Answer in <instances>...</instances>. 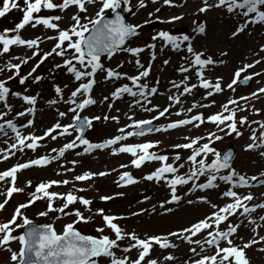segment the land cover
I'll use <instances>...</instances> for the list:
<instances>
[{
  "label": "snow or ice",
  "instance_id": "snow-or-ice-1",
  "mask_svg": "<svg viewBox=\"0 0 264 264\" xmlns=\"http://www.w3.org/2000/svg\"><path fill=\"white\" fill-rule=\"evenodd\" d=\"M151 2L156 3L157 0H151ZM122 4L124 11L132 12L130 0H59V2L57 0H22V6L18 0H0V18L14 9L22 13L14 27L0 30V56H8V59L0 64V73H8L6 78L0 79V102L4 109L0 110V119L3 120L0 123V136L7 137V130L14 133V137H11L14 142L8 143L7 139L4 140L8 146L0 149V161L8 160L15 155L16 151L23 152L28 149L35 152L43 146L42 142L46 138L56 141L58 138L71 137L58 148L51 149L54 155H40L0 171V182L7 185L4 190H0V197H3L0 202V211L6 207L13 194L24 192V188L16 187L18 172L30 167H47L52 162L64 158L65 154L71 150H77L75 152L77 157L91 154L94 150H108L110 155H129L130 164H120V169H126L129 166L140 169L146 163L156 162L158 166L141 179L162 182L168 189V198L159 204L164 213H171L173 209L168 205L177 204L182 199L189 205L194 202L207 205L211 211L178 230L169 231L166 234L145 233L141 237L135 231H129L121 226L119 221L139 216L147 210L141 208L139 211L130 212L128 216L110 214L104 208H97L93 212L91 207L93 201L78 195L88 189L77 188L75 183L89 181L95 177H105L110 173L85 170L73 175L71 179H52L36 184L34 190L28 193L27 201L15 207L11 218L0 222V247H6L14 264H100L102 259L106 260L107 264H169V262L175 264L176 257L171 253L164 255L162 259L151 258L155 246L161 250L176 249L178 245L172 239L174 238L189 245L191 257L184 260L182 264H251L246 250L258 244H264V235H260L257 231L258 228L264 227V215H258L259 222L253 216L257 210L264 211V202L252 203L256 199L252 192L242 194L239 190L250 189L257 185L264 186V170L258 175L242 174L233 166V150L221 151L214 145L225 136L241 137L243 133L239 130L240 127L247 126L250 131L248 137L250 142L244 145V151L256 152L261 159H264V121H249L247 116L237 118L238 113L247 111L240 101L247 102L264 96V87H259L248 96H240L238 99L230 96L226 102L219 105L218 111L210 114L206 115L204 111L196 110L215 107L216 101L210 99L214 95L222 94L225 90L235 93L237 86L246 85L253 77L264 75V72L248 74V70L264 62V58L255 59L251 63H243L237 67L232 73L230 82L226 84L222 76L212 80L205 74L206 70L210 66L224 64L225 61L215 59L203 50H196L192 36L186 33L175 35L166 30H160L151 37L152 43L143 47L128 46L129 38L138 35L141 25L126 22L125 17L118 11ZM163 4L182 6L174 4L173 0H163ZM89 5L96 7L94 14L89 13ZM146 6V0H138V8ZM70 9L75 11L68 17V24L61 27V21L65 19L63 13ZM56 10H59L61 14H41L44 11ZM212 10H220L237 21L234 30L230 33L231 38H236L245 32L249 25L264 26V0H211V2L201 0V6L197 8L194 15H203ZM155 11L158 13L160 9L157 8ZM132 14L135 13L132 12ZM148 15L151 17L152 13ZM181 19L183 16H172L169 20L161 22L172 23ZM192 23L194 35H206V21L193 20ZM28 26L32 29L42 27L55 34L24 38L20 33ZM45 40L55 41L50 50L40 48V44ZM157 41L160 42L161 51L165 47H171L174 51L183 50L186 53L180 58L183 63L176 69L182 78L178 81H169L170 88L167 90L169 103L164 107L153 104L151 99L156 95H164L159 92V78L152 85L148 83L153 63L157 58L155 52ZM13 47H23L30 51L31 55L13 56L11 55ZM146 49L149 50V59L145 65L140 60V54ZM260 51L264 52V45L260 46ZM117 53H127L133 58L128 63L133 65L135 74L119 70L123 67V61L114 68L104 64L105 58L110 61ZM226 55L227 53L223 51L219 53L221 57ZM54 57H59L60 62H54L48 69V73L63 71L65 75L71 77V83L75 84V87L65 96L69 84H58L53 76L51 79L53 95L45 100V104L50 108L56 107L59 119L47 127L42 135H36L34 132L23 134L21 129L34 127V119H27L26 123L19 127L14 123V119L23 118L26 114L34 117L38 100L42 98L41 92L29 94L30 87L25 85L29 81L31 85H39L45 81L46 76L37 74L38 69ZM34 59L35 63L31 64L30 69L21 74L22 66L29 65ZM169 62L166 59L163 65L166 66ZM98 75L102 76L101 81L97 80ZM193 76L196 82H192ZM13 80L18 81L22 91H13L8 87L9 81ZM121 80L126 82L120 84ZM98 82L111 83L113 86L112 90L99 101L92 95ZM198 88L204 90L201 101L193 100L191 106L185 108L183 98L192 95ZM125 95L132 98L128 104L130 110L140 109L146 113L155 112L156 114L148 119H136L134 112L132 115L125 113L128 122L118 127L115 135L99 142L87 139L84 135L85 129L91 128L94 121L111 120L119 124L120 117L107 113L82 116L81 113L97 103L106 104L107 108L112 109L114 104L110 101L120 100ZM9 96L21 100L25 105L23 110L15 112L13 119H7V116L14 111L13 106L8 102ZM60 104L65 105L66 110L60 111L57 107ZM173 107L177 109L174 113L171 111ZM116 111L119 112V109ZM252 111L256 115L260 114V109L253 108ZM173 114L183 118L153 126V121H159L166 115ZM65 118H70V122L62 123L61 121ZM205 124L213 125L214 130L207 131L204 135L183 136L184 143H175L171 146L176 150L172 156L154 151L161 143L159 140L127 142L131 137H144L149 133L168 132L189 126L199 129ZM253 124L257 127H252ZM80 146H83L82 152L78 150ZM179 150L187 151L189 154L183 157ZM78 164L77 159L68 160L65 164L59 165L56 174H62L60 169L63 170V174L72 173ZM186 166L187 171L181 172V169ZM139 182L130 172L121 171L116 184L117 187H127ZM221 183L225 186L224 190L219 191V199L225 201L223 204L213 202L206 195L197 196L195 201L188 198L197 191L204 193L206 190H219ZM69 184L73 187L66 193L50 190L53 186ZM25 186L32 187V181H26ZM180 187L187 189L183 197L178 194ZM123 195V192L100 195L99 200L108 202ZM147 199L148 197L145 196L140 203ZM39 200L46 202V208L38 212V216L47 217L49 213H59L57 219L60 217H74V219L65 223L59 233L53 223L34 224L22 210ZM57 201H60L58 207L55 206ZM155 207L153 206L152 211H155ZM94 217L100 218V223L94 229L97 235L84 234L77 228V225L81 223H96ZM233 217H244L249 225H253L251 228L253 237L241 245L234 243L233 238L238 234L241 224L234 222ZM18 219L20 223H17ZM16 229H22L21 234L14 235ZM197 236L201 238L197 239ZM13 241L18 242V251L7 247ZM125 241L127 243H124ZM222 243L224 246H221ZM206 247L213 249L211 254H207ZM257 250L264 252V247ZM133 251L136 253L135 258L129 255ZM118 252L120 255L117 254Z\"/></svg>",
  "mask_w": 264,
  "mask_h": 264
},
{
  "label": "rangeland",
  "instance_id": "rangeland-1",
  "mask_svg": "<svg viewBox=\"0 0 264 264\" xmlns=\"http://www.w3.org/2000/svg\"><path fill=\"white\" fill-rule=\"evenodd\" d=\"M18 2L22 6V0H18ZM59 2V0H57ZM174 4L182 5L179 7L175 6H166L163 4V0H157L156 3H152L151 0H146L147 6L144 8H138V0H130V4L132 6V12L128 18L130 24L133 25H141L139 28L140 33L131 39L128 42V46L131 47H143L148 43H152L151 37L156 34L160 30L169 31L171 34L179 35L183 34L180 32V27H187L186 34L192 36L194 47L196 50H203L208 55H212L215 59H222L225 61L224 64H217L215 66H210L209 69L206 70V75L214 80L217 76H222L224 79V83L230 82L232 73L234 70L241 66L243 63H251L255 59L264 58V52L260 51V46L264 45V26L261 25H249L248 29L240 34L236 38H231L230 33L234 30L237 21L234 18H229L224 12L220 10H212L203 15H194L199 6H201V0H173ZM211 2V0H210ZM159 8L160 11L157 13L155 9ZM121 9H124L122 4ZM75 11V9H70L66 13H63L65 19L61 21V27H65L68 24V17ZM96 11V7L89 5V13L94 14ZM149 13H152V16L149 17ZM42 15H59L61 14L59 10L54 12L44 11L41 13ZM110 15V14H109ZM22 13L17 10H11L5 17L0 18V30L4 28L14 27L15 23L19 21ZM172 16H183V19L172 22V23H162L161 21H167ZM193 20L206 21L207 22V30L206 35H194L192 32L193 28ZM158 22L159 27L154 30H150L147 27L148 22ZM24 38H33L35 36H45V35H54L55 33L51 31H46L42 27H38L36 29H32L30 26L23 29L20 33ZM55 41H47L45 40L40 44V48L42 50H50ZM157 47L155 49L156 52V60L153 63L152 71L150 73V77L148 78V83L150 85L154 84L156 79L159 78V92L164 93V95H156L157 97L166 96L164 100L155 101L154 97H152V102H156L157 105L161 107L166 106L169 102L167 100V90L170 88L169 81L170 80H179L181 79V75L176 71V69L183 63L181 61V56L186 53L181 51H174L171 47H165L163 51L160 50V42L157 41ZM226 52V56H219L220 52ZM25 54L31 55V52L23 47H13L11 50V55L13 56H24ZM255 54V55H254ZM8 59V56H0V64H3ZM38 59V58H37ZM130 57L127 53H117L110 61L108 59H104L103 62L106 66L116 67L121 61L124 62L123 67L119 69L122 72H128L129 74H135V69L132 64L128 63ZM149 59V50H145L140 54V60L145 65ZM169 60L168 65H163L164 60ZM18 62V61H13ZM54 62H60L59 57H54L47 60L40 69H38L37 74H43L46 76L45 81L40 83L39 85H31V81H29L25 86L30 87L29 94H36V92L42 93V98L38 100L36 105L37 111L35 116L27 115L23 118H15L14 123L19 127L20 125L26 123L27 119H34V127L21 129L23 134H27L29 132H34L36 135H42L43 131L50 127L53 123L56 122L59 117L57 116L56 107H48L45 104V100L52 97L53 93L51 91V79L54 76L56 82L58 84H69V89L65 91V96L68 95V92L75 87V84L71 83V77L65 75L63 71H58L55 73H48V69L52 67ZM35 63V59L30 62L29 65L22 66L21 74L26 73L31 64ZM253 72H264V62L256 65L252 69L248 70V74ZM8 75L7 72L0 73V79L6 78ZM192 75V73H189ZM97 80L101 81L102 76L98 75ZM126 81H119L120 84L125 83ZM192 82H196L193 76ZM8 87H10L13 91H22V86L19 85L17 80L9 81ZM112 84H104L103 82H98L95 86V89L92 93L93 97L98 101L103 98L104 95H107L112 90ZM264 87V75L253 77L248 86H237L235 93L225 90L222 94H216L210 99L216 101V106L209 109H197L196 111H204V113L210 114L212 112L219 110V105L226 102L227 98L232 96L234 98H239L240 96H248L251 92L256 91L257 88ZM175 91V90H173ZM204 94L203 89H195L192 95L185 96L184 99V107H190L193 100L200 102L201 98ZM131 97L125 95L122 99L117 101H110L114 104L112 109L107 108L106 104L101 105L97 103L96 105L89 106L86 110H84L81 114L82 116H92V115H103V114H111L117 115L116 109H119L123 112V116L120 118V123L116 124L115 122L109 120L107 122L94 121L93 126L86 132V138L92 142H99L103 139L109 138L116 134V129L118 127L123 126L127 123V119L125 113L129 110V115H132L134 112L136 119H148L151 116L155 115V112L146 113L141 111L140 109H132L130 110L128 104L131 102ZM8 102L13 106L14 111L7 116V119H13L15 117V112L23 110L25 105L23 102L15 97H8ZM242 105L247 108V111L238 113L239 116H247L249 121L258 120L264 121V96L259 97L258 99H250L247 102L240 101ZM60 111L66 110V106L60 104L57 106ZM260 109V114L256 115L253 113L252 109ZM0 110L3 109V104L0 102ZM176 107H173L171 110L173 113L176 111ZM166 115L161 118L159 121H154L155 126H159L160 124H164L169 120L183 118L176 117L174 114L171 115V118ZM3 120L0 119V123ZM62 123L70 122V118H65L61 121ZM252 127H257L256 125H252ZM39 129H41L40 132ZM7 130V129H6ZM214 126L211 124H205L199 129L188 127V131L186 133H177V137H171V131L161 132V133H149L144 137H131L128 139V143H139L145 140H159L161 143L159 146L154 149L160 154H165L172 156L175 154L174 149H172V145L175 143H184L183 136L190 135H204L207 131H213ZM243 135L241 137H236L235 135L225 136L223 140L215 143V147L221 151H223L227 146H232L236 151V155L234 157L233 166L237 169L238 172L242 174L258 175L260 171L264 170V159H261L256 152H245L244 145L249 143V135L250 131L247 126H241L239 129ZM8 136H0V149L7 148V144L4 143L6 138L8 143L14 142L11 139L12 132L7 130ZM39 133V134H38ZM58 139H62V143L56 144ZM56 141H52L51 139L46 138L41 147H39L35 152L25 149L23 152L16 151L14 156H11L6 161H0V171H4L17 163H24L29 159L36 158L40 155L51 154L52 148H58L63 143H65L71 137L58 138ZM83 146H80L78 149L82 152ZM77 150H71L65 154L64 158H60L59 161L52 162L47 167H34L32 170L27 171L25 175H22L17 179L16 187L24 188V192L20 194H13L9 203L6 207L0 211V222H4L11 218L15 207L20 203H25L27 201L28 193L33 191L35 185L40 183L41 181L46 180H63V179H71L73 175L80 174L82 171L90 170L93 172L98 171H108L110 174L105 177H95L92 180L85 182H76L75 187L77 188H86L88 189L85 192L78 193V195H83L88 199L93 201L92 210L93 212L97 208H104L110 214L116 215H124L128 216L130 212L139 211L141 208L146 209L143 214L136 217H129L127 220L119 221L121 226L126 228L129 231H135L141 237L144 236L145 233L152 234H166L169 231H175L182 227L187 226L191 222H194L197 219L202 218L211 209L204 204L194 202L189 205L186 200H183L177 204L168 205L171 207L173 211L171 213H164L163 209L159 207L161 201L165 200L169 196L168 189L164 186V184L157 183L155 181H146L141 179L144 175L154 170L155 167L158 166V163H146L140 169L133 168L129 166L126 169H120V164H130L131 157L127 154H119V155H110V153H106V158L102 162H97L95 158L96 154H84L79 157L75 155ZM180 154L183 157H186L189 153L184 150H179ZM72 157L80 158L79 164L76 165L74 172L63 174V170L60 169L61 175H57V170L60 164H65L66 161L72 160ZM95 159V160H94ZM171 162V160L169 161ZM71 167V165H68ZM116 169V171H112ZM121 171L130 172L133 177L138 179L140 182L135 185H130L127 187H117L116 180L119 177ZM187 166L184 169H181V172H186ZM203 179V178H202ZM26 181H32V187H26ZM254 183V182H253ZM6 184L4 182H0V190H4L6 188ZM73 187L72 184L67 186H53L50 190L66 193L69 189ZM224 185L221 183V187L219 190H206L204 193H200L197 191L196 193L191 194L188 198L193 201L196 200V197L199 195L208 196L213 202H217L219 204H223L225 201L219 199V191L224 190ZM187 189L185 187H180L178 190V194L183 197V193ZM242 194H247L248 191H251L256 199L252 203L264 202V186H254L250 189H240ZM117 192H123L124 195L122 197H116L115 199L103 202L99 200L100 195H113ZM147 196L148 199L143 203H140ZM3 197H0V202H2ZM60 201H57L55 206H59ZM153 206L155 207V211H152ZM76 207H81L80 205H76ZM46 202L44 200H39L35 202L32 206H29L27 209H23L22 212L25 216L33 221L35 224H46L53 223L56 231L59 233L62 231V226L65 223L70 222L74 217H60L57 219L60 214L59 213H49L47 217L38 216V212L45 210ZM83 211V208H81ZM88 215V213H85ZM258 215H264V211L257 210V213L253 214V216L258 221ZM96 223L89 224H79L77 228L84 234H92L97 235L94 229L97 224L100 223L99 217H94ZM234 222L240 223L241 226L238 229V234L233 238L234 243L237 245H241L243 242H246L248 239L253 237V233L251 228L253 225H249L247 219L244 217H233ZM21 221L18 219L17 223ZM242 222V223H241ZM259 222V221H258ZM257 231L260 235H264V227L258 228ZM14 235H19L20 229H16L13 233ZM107 234V232L105 233ZM243 237V240H241ZM197 239L201 238L200 236L196 237ZM174 242L178 245L176 249L169 250H161L158 246H155L151 253V258L153 259H162L164 255H168L171 253L176 257L175 264H182L184 260L189 259L191 257V253L189 252V245L187 243L181 242L180 240H175L172 238ZM124 243H127L125 241ZM221 246H224L223 243ZM12 250L18 251L19 244L18 242H11L8 246ZM264 247V244L255 245L246 250L247 258L250 260L251 264H264V252H260L257 249ZM213 249H209L206 247L207 254H211ZM120 255V253H117ZM133 258H135L136 253L133 251L129 254ZM0 264H14V262L10 259V252L6 250V247H0ZM100 264H107V261L102 259ZM172 264V262H169Z\"/></svg>",
  "mask_w": 264,
  "mask_h": 264
},
{
  "label": "bare ground",
  "instance_id": "bare-ground-1",
  "mask_svg": "<svg viewBox=\"0 0 264 264\" xmlns=\"http://www.w3.org/2000/svg\"><path fill=\"white\" fill-rule=\"evenodd\" d=\"M165 97H166V96H161V97H157V96H156V97H154V100H155V101H158V100H164ZM152 103L157 105L156 102H152ZM126 113L129 114V110H128ZM117 115H119V117L121 118L124 114H123V112H121V111L119 110V112H117ZM168 118H171V116H169ZM173 120H175V119H173ZM189 127H190V126H189ZM40 131H41V129H39L38 132H40ZM187 131H188V127H184V128H180V129H177V130H172L170 135H171V137H177V136H178L177 133H179V132H180V133H182V132L186 133ZM38 134H39V133H38ZM11 136L14 137V133H12ZM6 139L9 140L10 137H9V138H6ZM62 142H63L62 139H58L57 142H56V144H58V143H62ZM93 153L96 154V156L93 157V158H95V159L97 158V159H96L97 162H102V161L105 160V158H106V153L109 154V151H108V150H105V151L94 150V151L92 152V154H93ZM72 159H77L78 161L80 160V158H77V157H72ZM95 159H94V160H95ZM33 168H34V167H30V168H28V169L21 170L20 172L17 173V177L20 178L22 175H25V173H26L27 171H30V170H32Z\"/></svg>",
  "mask_w": 264,
  "mask_h": 264
},
{
  "label": "water",
  "instance_id": "water-1",
  "mask_svg": "<svg viewBox=\"0 0 264 264\" xmlns=\"http://www.w3.org/2000/svg\"><path fill=\"white\" fill-rule=\"evenodd\" d=\"M119 12H120V14H121L122 16H124L125 19H126L128 13H127V12H121V11H119ZM157 25H158L157 23H150V24H149V27H150V28H156ZM182 31H185V28H182ZM129 39H130V38H129ZM241 85H244V84H241ZM86 129H87V128H86ZM86 129H85V131H86ZM84 134H85V133H84ZM228 149L233 150L232 147H228L227 150H228ZM233 152H234V154H235V151H234V150H233Z\"/></svg>",
  "mask_w": 264,
  "mask_h": 264
}]
</instances>
